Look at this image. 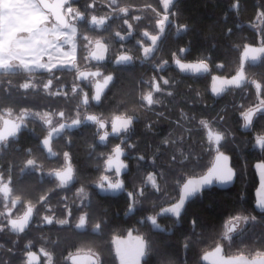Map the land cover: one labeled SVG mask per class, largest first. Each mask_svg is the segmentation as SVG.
Listing matches in <instances>:
<instances>
[{"label":"flooded vegetation","instance_id":"obj_1","mask_svg":"<svg viewBox=\"0 0 264 264\" xmlns=\"http://www.w3.org/2000/svg\"><path fill=\"white\" fill-rule=\"evenodd\" d=\"M242 1L244 0H236L234 8H238ZM82 3H84L83 0H67L64 12L67 8L68 12L74 16L76 39L77 41L82 40V46L85 48L83 62H87V59L89 61V66L80 71L98 70L99 72L97 74L90 73L79 79H77V75L80 71L75 72L71 83L55 87L52 85L59 77L57 74L52 75L51 80L47 83H40L41 81L38 79L32 78L31 80L29 78L27 82L23 83L22 89L37 90L42 88L55 93L59 91L68 93L67 91L70 90L72 94L80 96V111H83V116L81 112L74 116H68L64 112L51 114L23 111L17 115L6 113L20 122V130L15 139L4 140L0 143V147L8 148L16 144L18 148H22L20 140L23 137H30L38 143L48 162L43 164L38 162L35 157L30 156L27 159L23 158L17 169L13 165H0V264H122L121 258L117 254L115 240L126 237L130 232H132L131 236L139 235L146 241V255L142 264H147L151 256L150 240L153 233L171 234L172 226L180 223L190 202L203 200L207 191L227 190L234 186L241 171L246 168L245 164L248 163V159H252L250 166L255 179L252 184L251 208L246 211L247 213L228 216L225 219V231L219 240L202 251L195 264H204L202 255L217 246L222 247V255L226 257L264 256V236L259 237L257 231L260 224V226L264 225V212H259L255 207L256 190L259 186V177L255 166L264 163V146L256 144V137L264 136V134L256 133L253 128L255 121L264 114V97H262L264 85L256 80V77L260 75L257 74L259 68L264 66L262 64L264 57L256 63L247 60L244 66L245 79L242 86L230 87L221 96H216L212 91H206L205 96L210 98L206 105L228 103L227 106L231 109V116H233L229 127H225L226 129L222 128L221 130L216 126L204 123L205 133L204 136L200 135V123L196 120L195 112L196 106L200 103L196 105V102L191 100L187 109L183 96L186 91H174L172 88H168L170 65L166 66L163 72L167 81L164 91H159V78L152 77V83L150 79H147L151 85L150 90L148 89L149 91L143 94L142 91L137 92L138 101L136 100V103L140 111L134 105L132 107L119 106L111 111L103 103L117 79V69L142 62L138 60L135 62V53L130 49H122L121 44L114 47L105 34L107 23L103 26H98L96 23L91 25L89 23L91 16L105 15L86 12L81 7ZM262 5L257 7L254 18L247 23L251 29L257 31V38L254 42L245 43L239 56L247 44L264 46V38L259 35V32L264 31V3ZM99 22L97 23L99 24ZM82 27L89 31L83 32ZM98 41L107 45V54L103 62H97L93 59V54L91 55L95 43ZM119 55H122L119 58L120 62L126 60L131 62L117 64L116 59ZM176 58H184L177 54L172 60V65L177 71L175 74L178 76V80H181L185 75L174 65ZM240 65L241 57L239 66L234 72L221 74L215 69V66L211 67L209 64L211 72L206 74L209 75V89L214 76L230 77L235 75ZM109 77L112 80L106 92L97 102L94 98L95 86L98 81L105 82ZM197 95L201 98V91L200 93L197 91ZM159 108H162L161 113ZM254 108L260 110L253 114L251 122L245 126L242 113H249ZM189 109H192L195 114L188 115ZM155 113L163 116L164 120L163 164L165 169L168 171L178 169L180 165L181 168L187 167V169H183L184 179L176 186L169 184L155 186L152 179L150 183H145V178L140 184L132 182L139 165L142 170L149 169L146 176L154 173L155 157L157 158L159 153L153 154L145 151L139 146V139H141L143 129L142 123L145 120L146 127L150 128L149 119ZM86 114L96 115L97 120L83 123ZM144 114H146V118ZM116 117L123 119L114 127L112 123ZM75 119H80L81 122L75 127L68 125ZM213 119L215 123L219 120L216 114ZM185 120H189L188 126L185 124ZM56 128H59V134L54 136L51 141L52 149L56 155L49 158L41 141ZM83 133H91L93 141L89 145H85L84 160H80L75 157L72 146L76 135ZM210 133L222 134L223 139L219 143L214 139L210 140ZM226 136L229 138V143L224 146L222 143ZM237 140L244 144L243 147H235ZM192 144L199 145V151L190 154L185 151V147ZM28 152L30 154L29 149ZM219 153L229 156L230 164L236 173L235 183L225 189L212 186L201 190L187 202L185 209L178 217L161 214L162 208L174 204L179 199L183 182L191 176L204 174L212 166ZM117 154L119 158L114 164L115 168L108 170L107 161ZM91 156L95 162L92 164L85 162V159H89ZM79 160L86 163V170L90 173L84 172L83 164ZM67 167H70V173L61 174L60 179L52 175L53 171H61ZM201 167L204 169L201 170ZM28 179L36 180L37 188L40 186L41 190H51V192L47 195L44 194L45 196L42 198L40 194L27 193L25 184ZM68 180L71 183L69 186H61V181ZM113 185L118 187L114 188ZM154 186L157 187V191L160 188L164 189L168 198V202L160 205L156 211L151 198ZM169 190H175V192L171 193ZM17 191L20 192L19 195H16ZM59 196L60 199L57 200ZM145 196L147 197L146 201L142 199ZM110 198L118 199L114 215L107 214L112 211L109 207ZM97 205L101 207L100 217L91 214V210L95 209ZM27 215L30 217L28 224L24 225L26 222L19 223L18 220ZM237 216L247 221L241 230L240 220H234ZM229 220L234 221L232 226L228 225ZM229 227H231L230 231ZM252 237L258 244H262L258 253L250 254L230 250L233 245H244L249 242V239L251 242ZM126 252L130 256L128 260L124 259L123 264H134L136 249L131 246ZM208 264L220 263L214 260L208 261Z\"/></svg>","mask_w":264,"mask_h":264},{"label":"trees","instance_id":"obj_2","mask_svg":"<svg viewBox=\"0 0 264 264\" xmlns=\"http://www.w3.org/2000/svg\"><path fill=\"white\" fill-rule=\"evenodd\" d=\"M83 1L84 3H82L81 7L88 13H93L96 10L97 14H104L105 10H108L105 7V0ZM235 1L173 0L171 3H167L166 0H119L120 4L134 7L131 16L133 14L140 16L138 24H136L139 28L147 27L150 22L154 24L157 18L156 11H167L171 21L151 58L146 61L140 60L142 63L138 62L135 65L119 67L117 69V79L111 86L103 104L111 111L124 105L128 107L134 105L140 111L136 103V100L138 101L137 92L142 91L143 94L151 88L147 79L152 77L159 78L157 65H153L152 61L160 62L165 60L171 63L173 55L178 54L182 49L184 50L182 57L185 60L205 61L211 67L219 64L221 65V69L218 72L221 74L234 72L240 63L239 54L241 48L245 43L254 42L257 38V31L251 29L247 23L254 18L257 7L263 6L262 4L264 3V0H244L235 9ZM109 16L111 18L108 21L105 34L114 47H117L120 43L114 39L113 32L117 29L122 18L116 17V15L111 13ZM82 31L86 32L89 30L83 29ZM78 42V54L80 61H83L85 48L82 46V40ZM126 48L127 50L134 51L135 54L139 55L140 53V49L134 45L133 39L126 42ZM262 64L264 65V63ZM170 70L174 74L177 72L173 65H170ZM55 74L59 77L54 81L53 87L71 83L74 71L66 69L56 71ZM257 74L260 75L256 77V80L264 82V66L259 68ZM9 79L4 78L3 80L1 91L5 92L0 96V110L5 108L12 109L16 115L23 109H29L34 113L57 114L64 112L68 116H73L81 108L78 105V96L72 93L54 92L48 95L42 88L37 90L22 89L23 83L29 80L27 74L12 72L9 75ZM177 79L178 76L176 75V79L173 78L172 82H175L176 91H186L183 96L186 100L185 106L187 109L188 103L191 100L194 103L196 102V105L200 103V106L198 105L199 107L196 106L195 108L196 120L200 123V135L204 136V123L208 124L215 114L219 120L220 118L222 119V122L218 124L221 130L224 127H229L228 125H230L229 123L232 121L233 115L231 116L232 111L227 106V102L212 106L206 105L210 101V98L206 97L203 91H210L209 75L197 77L185 75L182 76L180 82H177ZM197 91L199 93L201 91V98L197 95ZM161 111L162 108H159L160 113ZM195 112L189 109L188 115H194ZM144 115L146 118V114ZM199 118L200 120H198ZM261 118V122L256 120L261 124L255 121L253 126L255 131L264 132V114H262ZM185 121L186 125L189 124V120ZM149 122L151 123L150 128L146 127L145 120L142 123L143 129L141 131V139H139V146L153 154L159 153L157 158L155 157L156 164L154 167L159 185L164 186L166 185V181H169V185L176 186L184 179L185 173L183 169L185 170L187 167L181 168L182 166L180 165L178 169H171L169 171L165 169L163 164V153L165 152V144L163 143L165 132V129H163V116L155 113L150 117ZM92 141L91 133L76 135L72 146L75 157L84 160L85 145H89ZM20 144L22 148H18L16 144L8 148L4 146L0 147L1 166L13 165L17 169L23 158L27 159L30 156L35 157L38 162H42L43 164L48 162L45 154L40 150L38 143L30 137H23L20 140ZM243 145L240 140L235 142V147L239 148L243 147ZM28 149L30 150V154ZM185 151L193 154L199 151V145L195 146L192 144L187 146L185 147ZM80 160L79 162L83 164L81 165L85 173L89 172L86 170L87 166L85 162H90L91 164L95 162L93 156L85 159L84 163ZM251 160H247L248 163L245 164L246 168H243L234 186L227 190L216 189L207 191L203 200H193L190 202L184 211L180 223L172 226L173 230L171 234L154 232L150 240L151 256L147 264H195L200 253L219 240L225 227V219L230 215L243 213L251 208L252 184L255 180L250 166ZM9 163L11 165H8ZM148 170V168L142 170L141 165H139L135 174L136 176L132 178V182L136 184L142 183ZM26 182L27 193L42 195L44 190H41L40 186L37 188L38 183L36 180L28 179ZM169 191L171 193L175 192V190ZM15 193L16 195L20 194L18 191ZM151 198L155 211L160 205L168 202V198L162 188L159 191H153ZM59 199L60 196L57 197V200ZM142 199L146 201L147 197H142ZM117 206L118 199L112 198L109 204L112 211L107 214L114 215V209ZM100 210L101 207L97 205L95 209L91 210V214L100 217ZM260 225L257 228L259 237L264 236V225ZM253 239L252 237L251 240Z\"/></svg>","mask_w":264,"mask_h":264},{"label":"water","instance_id":"obj_3","mask_svg":"<svg viewBox=\"0 0 264 264\" xmlns=\"http://www.w3.org/2000/svg\"><path fill=\"white\" fill-rule=\"evenodd\" d=\"M41 7L49 12L55 22L60 24L61 26H67L68 24V17L64 12V6L67 2V0H37ZM173 0H166L167 3H171ZM99 24L97 23L98 21ZM108 22V17L105 16H91L89 23L91 25H95V23L98 26H103ZM93 54V55H92ZM107 54V45L102 42L98 41L95 43L94 50L91 52V55L93 56V59L96 60L97 62H103L106 58ZM256 54L257 59H253L252 55ZM128 55V54H125ZM122 55H119L116 59V63H125L128 64L131 61L126 60L123 62L119 61V58H121ZM129 56V55H128ZM241 65L238 70V72L235 75H232L230 77H224V76H219L216 75L214 76L211 82L210 86V91L213 92L216 96H221L224 94L225 91H227L230 87H239L242 86L245 75H244V66L247 62V60L252 61L253 63L258 62L262 57H264V46H257V45H251L247 44L241 51ZM201 63H204L207 65V68H199V65ZM174 65L179 69L181 73L184 75H189V76H199V75H206L211 72L210 66L207 62L205 61H189V60H184L182 58H176L174 60ZM188 65H195L199 68V70L192 69L190 67H187ZM99 71L98 70H82L78 73L77 79L79 78H84L90 73H95L97 74ZM111 77H109L105 82L98 81L97 85L95 86L94 89V98L98 102L100 98L103 96V94L106 92L110 82H111ZM260 110L259 108H254L252 109L249 113L254 114L256 111ZM253 117V115H252ZM123 118L116 117L113 119L112 125L115 127L118 125V122L121 121ZM97 120V116L94 114H86L83 123L87 122H93ZM80 119H75L72 122H70L68 125L75 127L80 123ZM20 130V122L16 119L13 118L9 115H5L1 118V125H0V143H2L4 140L8 139H15L17 137V134ZM59 134V128H56L55 130H52L50 132V135L47 138H44L41 141L42 147L45 149L46 154L48 155L49 158H52L56 155L55 151L52 149L51 146V141L54 136H57ZM221 154V153H219ZM218 154V155H219ZM223 155L228 156L227 154L222 153ZM217 155V156H218ZM229 157V156H228ZM119 158V155L117 154L115 157L110 158L107 161V169L108 170H113L115 168V162ZM217 159V157H216ZM213 162V164L216 162ZM212 164V166H213ZM212 166L202 175L198 176H191L187 178L182 186H181V191H180V196L179 199L174 203L169 206H166L161 209V214H170L172 216L178 217L177 212L179 211L180 214L183 212L185 209L187 202L190 201L193 197H195L201 190L205 188H209L212 186H216L221 189L229 188L231 187L236 180V173L235 170L232 168L230 164V159L228 161V166L233 170L234 172V179L231 183H226L222 184L219 182L215 176H213L210 180H206L205 178L209 176V172L212 168ZM257 168V174L259 177V186L258 189L261 187V184L264 183V178H262L261 173H264V163H259L255 166ZM262 167V168H261ZM69 169V172H68ZM70 173V167H67L61 171H53L52 175L56 177L57 179H60V175L68 174ZM61 186L67 187L71 183L70 181H61ZM199 188L198 191H194L192 194H189V192L193 189ZM257 189V190H258ZM256 190V192H257ZM257 197V196H256ZM255 207L259 212H264V207H258L257 203H255ZM27 217V218H26ZM24 216L23 218L19 219V223L21 222H26L27 225L30 217ZM132 232H130L126 237L123 238H117L115 240L116 243V250L119 258H121L122 264L124 259H129L128 257L130 256L126 251L130 249L132 246L133 248L136 249L135 252V262L134 264H142L143 259L145 258L146 255V248H147V243L143 239V237L139 235H133L131 236ZM124 249H123V248ZM222 247L217 246L216 248L205 252L202 255V262L204 264H208V261H217L220 264H264V256H258V257H248L245 255L241 256H231V257H226L222 255ZM133 261V260H131ZM130 261V262H131Z\"/></svg>","mask_w":264,"mask_h":264},{"label":"crops","instance_id":"obj_4","mask_svg":"<svg viewBox=\"0 0 264 264\" xmlns=\"http://www.w3.org/2000/svg\"><path fill=\"white\" fill-rule=\"evenodd\" d=\"M76 34V26L59 25L37 0H0V91L12 72L32 80L35 74L70 68L79 47Z\"/></svg>","mask_w":264,"mask_h":264},{"label":"rangeland","instance_id":"obj_5","mask_svg":"<svg viewBox=\"0 0 264 264\" xmlns=\"http://www.w3.org/2000/svg\"><path fill=\"white\" fill-rule=\"evenodd\" d=\"M91 7H93V6H91ZM105 7H107L108 10H105L104 15L107 16V15H110V13H111V14L116 15V17H121L122 18V20L119 22V25L117 26V29H115L114 32H113L114 33V39L121 44L122 49H127L126 48V42L131 40V39H133L134 45L137 46L140 49L139 55L138 54H134L135 62H137V60L138 61H140V60L141 61H144V60L146 61L149 58H151V56H153L158 44L160 43V40H161L162 36L166 32V28H167L169 22L171 21L169 13L167 11H165V10L162 11V12L156 11L157 18H156L155 23L153 24V22H150L147 27L144 26V28H139V26H137L136 24H138L140 16L138 14H133V16H131L132 11L134 9L133 6H130V5H127V4H122V3L120 4L119 0H105ZM95 11L96 10H94L93 13L97 14L96 13L97 11L96 12ZM65 13L68 16V26H69V28H71V27L74 28V26L76 25V21H75L74 16L70 12H68L67 8L65 10ZM259 33H260L259 35L260 36L262 35V37L264 38V31H261ZM77 44L79 46V42L78 41H77ZM75 48L77 49L76 42H74V50H75ZM78 51H79V47L76 50V52L73 51V59H74L75 62L73 64L70 63V65H69L70 68L67 69V70H70V71H74V73L78 72L81 69L86 68V67L89 66L88 65V63H89L88 59H87V62L80 61V56L78 54ZM176 55H177V53L174 54L173 57L176 56ZM178 55L183 56L184 55V50L182 49L178 53ZM152 63H153V65H155V64L157 65L156 66L157 67V71L159 72V80H160L159 91H164V89L167 87L166 86L167 81L165 79V76H164L163 72H164V69L166 68V66L172 65V62L168 63L167 61L162 60L160 62H153L152 61ZM215 69L217 71L220 70L221 69V65L218 64L217 66H215ZM236 69L237 68H235V70ZM60 70H66V69H57V70H54V71H60ZM54 71H48L46 73V76H43V75H32V78L38 79L39 81H41L40 83H47L48 81L51 80V78H52L51 74ZM168 77H169L168 88L170 87L174 91H176L175 90V82H172L173 78L176 79V75L173 72H170ZM149 79H150V82L152 83V79L151 78H149ZM162 80H163V82H162ZM180 81L181 80L177 79V82H180ZM261 82L264 85V82L263 81H261ZM149 90H150V88H149ZM4 92L5 91H0V96H2L1 94H3ZM45 92L48 95L54 93V91H52V90L51 91H45ZM58 93H63V92L59 91ZM68 93H71V92L68 91ZM203 93L206 94V91H203ZM74 95L78 96L77 97L78 105H79V107H81V105H80V96L78 94H74ZM262 97H264V93H263ZM252 104H253V101H252ZM23 111L29 112L30 110L29 109H25V110L23 109L18 114H21ZM30 112H32V111H30ZM79 112H81L82 116H83L84 113H83L82 110L81 111L79 110L78 112H76V114L79 113ZM6 113L14 114V110L8 109V108L0 110V118L3 115H6ZM32 113H34V112H32ZM258 121L261 122L262 118L261 117L258 118ZM258 121H256V122L259 123ZM221 122H222V119H220L217 123H215L214 119L212 118L208 122V124L211 125V126H216L218 129H221L218 126V124L221 123ZM0 123H1V120H0ZM259 124H261V123H259ZM224 129H226V128L224 127ZM255 132L258 133V134H264V132H259L258 130H256ZM228 143H229V138L226 136V138L224 139L222 144L224 146H227ZM203 169L204 168L201 167V170H203ZM151 179L153 180V183L155 184V186L157 184H159L158 176H157V173H156L155 170H154L153 174L147 175L145 177V181L144 182L145 183H150ZM169 183H170L169 181H166V184H169ZM155 186L152 188L154 191L157 190V187H155ZM50 192H51V190H47V191L44 190L42 192V195H40V197L42 198V197L45 196L44 194L47 195ZM241 214H244V213H241ZM240 222L241 223H239V225H240L239 227H240V230H241L242 228L245 227L247 221L246 220L244 221L243 218L241 217ZM224 231H225V227H224L223 232ZM260 245H262V244L261 243L258 244L257 241H254V240H252L250 242V239H249V242H247L246 244H244V245H233L230 250H232L234 252H245V253L254 254V253H258L260 251V247H261Z\"/></svg>","mask_w":264,"mask_h":264},{"label":"snow or ice","instance_id":"obj_6","mask_svg":"<svg viewBox=\"0 0 264 264\" xmlns=\"http://www.w3.org/2000/svg\"><path fill=\"white\" fill-rule=\"evenodd\" d=\"M253 59H257V55L253 54L252 55ZM187 67H190L192 69L195 70H199V68H207V65L204 63H201L199 65V68L195 65H188ZM252 113H242V116L244 118L245 121V126H247L251 120H252ZM209 139L212 140L214 139L217 143H219L222 139L223 136L222 134H215V133H210ZM256 144L259 146H264V136H257L256 137ZM118 159V158H117ZM228 161H229V157L226 155H223L222 153L219 154L217 156L216 162L213 164L210 172H209V176L206 177V180H210L213 176H215V178L221 182L222 184H226V183H231L234 179V172L233 170L228 166ZM29 163H31V161H29ZM262 178H264V173H261ZM112 187H118L117 185H113ZM199 188L197 187L196 189H193L189 192V194H192L194 191H198ZM256 196H257V206L258 207H264V183L261 184V187L257 190L256 192ZM177 216L180 215V212L178 211ZM240 217H235L234 220H240ZM234 223L233 220H229L228 221V225L232 226ZM229 231L231 230V227H229L228 229Z\"/></svg>","mask_w":264,"mask_h":264},{"label":"bare ground","instance_id":"obj_7","mask_svg":"<svg viewBox=\"0 0 264 264\" xmlns=\"http://www.w3.org/2000/svg\"><path fill=\"white\" fill-rule=\"evenodd\" d=\"M260 15V14H259ZM259 17V16H258ZM260 18V17H259ZM259 20V19H258ZM253 45V44H252ZM259 46H260V44H259ZM257 163H258V161H257ZM258 212H256V214H257ZM259 214V213H258Z\"/></svg>","mask_w":264,"mask_h":264}]
</instances>
